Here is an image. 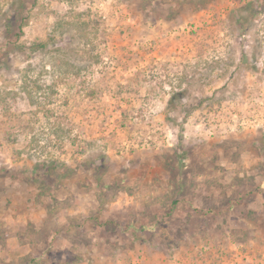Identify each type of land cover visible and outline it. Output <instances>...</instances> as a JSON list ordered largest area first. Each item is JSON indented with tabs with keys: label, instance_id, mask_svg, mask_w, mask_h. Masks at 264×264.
I'll use <instances>...</instances> for the list:
<instances>
[{
	"label": "rangeland",
	"instance_id": "obj_1",
	"mask_svg": "<svg viewBox=\"0 0 264 264\" xmlns=\"http://www.w3.org/2000/svg\"><path fill=\"white\" fill-rule=\"evenodd\" d=\"M0 264H264V0H0Z\"/></svg>",
	"mask_w": 264,
	"mask_h": 264
},
{
	"label": "trees",
	"instance_id": "obj_2",
	"mask_svg": "<svg viewBox=\"0 0 264 264\" xmlns=\"http://www.w3.org/2000/svg\"><path fill=\"white\" fill-rule=\"evenodd\" d=\"M46 46H47V43L46 42H38V43H34L33 46H31V47H32V49H41V48H44ZM177 194H176V196H177ZM173 202L176 203V200H173Z\"/></svg>",
	"mask_w": 264,
	"mask_h": 264
}]
</instances>
